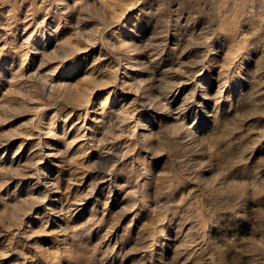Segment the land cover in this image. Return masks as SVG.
<instances>
[{"label": "rangeland", "instance_id": "374dc122", "mask_svg": "<svg viewBox=\"0 0 264 264\" xmlns=\"http://www.w3.org/2000/svg\"><path fill=\"white\" fill-rule=\"evenodd\" d=\"M0 264H264V0H0Z\"/></svg>", "mask_w": 264, "mask_h": 264}]
</instances>
